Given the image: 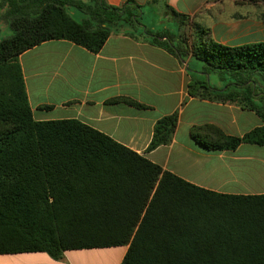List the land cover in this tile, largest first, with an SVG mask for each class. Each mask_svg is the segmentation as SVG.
<instances>
[{
    "label": "trees",
    "instance_id": "trees-1",
    "mask_svg": "<svg viewBox=\"0 0 264 264\" xmlns=\"http://www.w3.org/2000/svg\"><path fill=\"white\" fill-rule=\"evenodd\" d=\"M161 1L175 31L145 26L135 0H0V18L13 29L0 41V255L61 261L68 250L128 246L122 264H264V194L210 192L78 120L33 117L22 54L51 40L98 53L123 34L190 57V95L260 116L261 127L243 137L219 132L223 144L213 147L264 146V42L230 47L206 28L199 38L189 16L150 0ZM194 59L201 69H191ZM210 73L224 85L203 77ZM177 125V112L158 120L147 152L170 144Z\"/></svg>",
    "mask_w": 264,
    "mask_h": 264
},
{
    "label": "crops",
    "instance_id": "crops-1",
    "mask_svg": "<svg viewBox=\"0 0 264 264\" xmlns=\"http://www.w3.org/2000/svg\"><path fill=\"white\" fill-rule=\"evenodd\" d=\"M104 1L121 6L128 0ZM135 1L144 7L155 5L150 0ZM226 1L244 11L234 10L226 16ZM166 2L189 16L191 31L200 17L204 24L200 30L210 29L222 45L264 42V10L257 11L258 4L264 9L262 3ZM165 16L170 17L166 12ZM19 61L36 121L78 120L210 192L264 194V146L241 143L235 149L213 147L223 144L217 140L219 132L243 137L261 127L260 116L236 104L190 95V57L182 60L150 42L112 34L98 53L70 41L51 40L25 52ZM176 112L178 125L172 142L147 152L157 121ZM194 134L201 139L196 140ZM128 248L68 250L61 261L44 252L6 254L0 255V264H122Z\"/></svg>",
    "mask_w": 264,
    "mask_h": 264
},
{
    "label": "rangeland",
    "instance_id": "rangeland-1",
    "mask_svg": "<svg viewBox=\"0 0 264 264\" xmlns=\"http://www.w3.org/2000/svg\"><path fill=\"white\" fill-rule=\"evenodd\" d=\"M237 3H244V1H241V2L237 1ZM225 5L226 7L224 8L225 10L224 14L226 16L229 15L227 14V12H232L234 10L244 11V8L242 7L240 8L231 7L228 1H226ZM258 7L259 8H257V11L260 12L264 10L263 8H261L262 6L260 4H258ZM71 9H72L71 11L74 17L78 21H81L83 18V15L76 9L74 8H71ZM162 10H163V13H161ZM165 12L167 13L165 6H164V1H161L159 4H155L153 7H144V20H143L144 25L148 27H155V29H157L158 31H163L164 29H167V28L175 31L178 28V23L171 15H169L170 17L167 18L165 16ZM261 20H264V15L262 16ZM203 25L204 24H202V20L200 17L195 20V24L193 27H194V31H196L199 38L203 37V34L200 30L203 27ZM12 34H13V29L11 28V26L9 24H6L0 18V41ZM202 66H203L202 63L194 59L191 64V69L192 70L201 69ZM203 77L209 78L213 86H216V85L222 86L225 83L223 81L218 80V78H220V75L217 73H210L209 75L207 76L204 75Z\"/></svg>",
    "mask_w": 264,
    "mask_h": 264
}]
</instances>
